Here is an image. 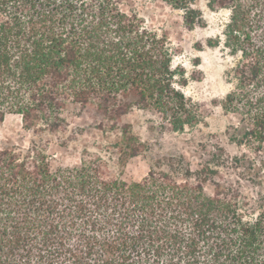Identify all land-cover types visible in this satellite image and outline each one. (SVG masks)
Wrapping results in <instances>:
<instances>
[{
  "label": "trees",
  "instance_id": "obj_1",
  "mask_svg": "<svg viewBox=\"0 0 264 264\" xmlns=\"http://www.w3.org/2000/svg\"><path fill=\"white\" fill-rule=\"evenodd\" d=\"M153 1L182 11L188 29L203 22L197 0ZM131 2L0 0V121L17 113L33 135L56 134L66 130L68 103L91 109L96 127L124 137L113 146L122 161L141 150L122 119L135 108L156 111L173 131L199 123L168 33L126 9ZM208 7L228 13L223 36L209 43L233 59L222 102L237 122L229 139L260 152L264 0ZM42 141L0 147V264H264V194H245L239 180L221 184L220 164L193 170L171 155L168 169L156 159L145 177L128 181L108 176L100 150L88 145L80 163L55 167Z\"/></svg>",
  "mask_w": 264,
  "mask_h": 264
},
{
  "label": "rangeland",
  "instance_id": "obj_2",
  "mask_svg": "<svg viewBox=\"0 0 264 264\" xmlns=\"http://www.w3.org/2000/svg\"><path fill=\"white\" fill-rule=\"evenodd\" d=\"M131 1L126 9L138 8L149 25L168 33L176 50L174 65L182 68L187 77L182 90L197 105L201 113L200 122L186 126L183 131H173L156 111L135 108L124 114L122 119L131 124L141 150L122 161L113 146L124 142V137L118 131H102L96 127L100 116L91 109L83 112L68 103L62 112L66 130L56 134L33 135L24 127L21 114L7 113L0 121V147L28 146L31 139L43 140L42 143L48 146L52 164L58 167L80 163L82 147L88 145L94 152L100 150L98 154L107 162L108 176L128 181L145 177L156 159H163L162 168L168 169L167 156L183 155L193 170L204 163L220 164L215 179L223 185L239 180L245 194L254 198L264 194V146L260 152L246 145L239 146L230 141L227 131L229 124L237 123L236 117L227 115L222 107L226 94L232 88L228 72L233 59L222 47L209 43L223 36L227 11L210 9L208 0H197L194 7L202 12L203 22L188 29L183 24L180 10L161 1ZM253 178L261 183H255ZM214 188L212 182L205 187L210 194Z\"/></svg>",
  "mask_w": 264,
  "mask_h": 264
}]
</instances>
